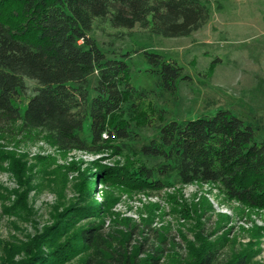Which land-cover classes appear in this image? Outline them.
<instances>
[{
	"label": "trees",
	"instance_id": "trees-1",
	"mask_svg": "<svg viewBox=\"0 0 264 264\" xmlns=\"http://www.w3.org/2000/svg\"><path fill=\"white\" fill-rule=\"evenodd\" d=\"M221 9L218 2L217 10ZM210 17V0H0V138L16 130L26 136L37 132L62 153L101 154L111 149L123 155L115 141L133 140L138 136L133 125L149 126L155 115L159 120L164 115L146 91L134 87L127 61L109 58L98 46L90 34L95 23L127 29L139 25L155 35L182 37L202 28ZM145 55L152 72L160 76L162 91L174 93L178 81L187 78L176 62L158 53ZM93 74L98 82L91 98ZM25 77L40 86L22 111L14 102L25 88ZM160 128L159 138L133 150L124 164L97 163L104 170L103 183L124 191L154 192L172 186L169 179L174 174L181 185H215L230 201L264 212V142H256L252 127L229 111H219L213 117L172 121ZM16 155L0 145V170L9 162L21 181L30 169ZM139 156L160 161L148 165ZM84 171L79 170L83 176L92 173ZM92 188L90 182L42 233L11 243V255L23 257L16 263L66 264L87 253L81 264H162L169 240L147 226L107 232L100 221L111 213L113 198L106 191L103 201L95 202ZM13 192L17 198L6 212H29L26 193ZM255 228L256 237L262 238L264 226ZM142 234L143 239L136 240ZM198 237L201 245L194 260L177 264H250L255 252L243 249L233 259H220L216 242Z\"/></svg>",
	"mask_w": 264,
	"mask_h": 264
},
{
	"label": "rangeland",
	"instance_id": "rangeland-1",
	"mask_svg": "<svg viewBox=\"0 0 264 264\" xmlns=\"http://www.w3.org/2000/svg\"><path fill=\"white\" fill-rule=\"evenodd\" d=\"M218 2L221 10H217ZM210 6V20L190 36L164 37L139 25L127 29L115 28L106 21L95 23L90 34L98 46L109 58L127 61L134 87L146 91L158 113L164 115V120L155 115L149 126L133 125L138 133L133 140L115 141L121 145L123 155L111 149L101 154L79 150L62 153L37 132L26 136L16 130L0 138V145L16 153L30 169L21 181L9 162L0 170V264L20 262L22 255L12 256L8 250L11 243L20 244L42 233L54 223L57 214L86 192L90 182L93 201L102 202L106 191L113 198L111 213L100 221L107 232L147 226L169 240L162 264L194 260L193 254L201 245L200 234L216 242L220 259H233L239 251L252 248L255 252L250 264H264V235L257 238L255 228L264 226V212L230 201L215 185H181L174 174L169 179L172 186L154 192L110 188L103 183L104 170L97 166L124 164L133 150L159 138L163 124L209 118L219 111L231 112L254 129L256 142H264V0H210ZM145 52L158 53L183 68L182 77L187 78L178 81L174 93L159 88L160 76L152 72L154 68ZM89 81L93 98L97 74ZM39 86L36 80L25 77V88L14 103L24 111ZM89 123L88 120V131ZM137 158L148 165L160 161ZM79 170L92 173L83 176ZM15 190L26 193L29 212H6L5 207L17 198ZM143 237L138 235L136 240ZM86 255L79 253L66 264H81Z\"/></svg>",
	"mask_w": 264,
	"mask_h": 264
}]
</instances>
